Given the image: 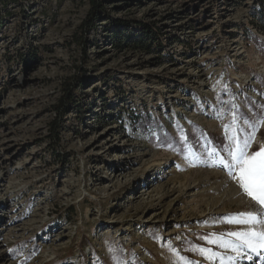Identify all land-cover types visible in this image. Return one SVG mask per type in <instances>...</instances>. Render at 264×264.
Here are the masks:
<instances>
[{
  "label": "rangeland",
  "instance_id": "1",
  "mask_svg": "<svg viewBox=\"0 0 264 264\" xmlns=\"http://www.w3.org/2000/svg\"><path fill=\"white\" fill-rule=\"evenodd\" d=\"M91 1L0 5V264H264V249L210 242H236L249 226L229 218L260 211L219 163L246 122L259 123L249 153L264 148L260 0H99L127 33L156 24L151 51L116 47L103 10L83 26ZM76 76L86 112L67 110L56 137ZM143 109L158 141L133 128Z\"/></svg>",
  "mask_w": 264,
  "mask_h": 264
},
{
  "label": "trees",
  "instance_id": "2",
  "mask_svg": "<svg viewBox=\"0 0 264 264\" xmlns=\"http://www.w3.org/2000/svg\"><path fill=\"white\" fill-rule=\"evenodd\" d=\"M9 2H14L17 4H21L23 0H0V5H6ZM92 12L91 16L86 20L83 26H86L87 29H91L96 27L97 24L96 19L100 12L106 13L102 3L99 0H92ZM261 8L255 11L257 18L260 21L264 20V0H260ZM106 18L109 19L107 32L111 37L112 42L118 48H131L138 50H160L163 44L162 37L158 32V28L154 23H145L143 21H137V24H133L134 27L131 29L133 33H127L128 23L127 21L117 20L111 17L109 13H106ZM112 28V29H111ZM158 36V37H157ZM84 84L82 77L76 76L70 79V81L66 82L65 87V109L63 110L61 122L59 120H55L53 122L54 126L51 127V132H54L56 137H59V132L61 130L66 129L67 125L63 124V114L69 110V113L76 114L77 118H83L85 115L84 103L81 99H79L78 90L82 88ZM131 121L133 128L137 131H141L147 138H150L154 141H158L160 135L162 134L161 127L159 125L158 119L149 112L147 109H143L142 112H137L135 115L131 116ZM203 136V145H208V148L211 151H218L222 147L221 140L217 138H213L214 142L210 141L212 139V135L202 134ZM175 139L173 137H167L164 140L163 146L173 145L175 143ZM63 154V153H61ZM64 158V156H62ZM86 243L81 245V251H84V248L87 246ZM86 258V257H85ZM109 258L104 257L102 260L98 262V264H108Z\"/></svg>",
  "mask_w": 264,
  "mask_h": 264
},
{
  "label": "snow or ice",
  "instance_id": "3",
  "mask_svg": "<svg viewBox=\"0 0 264 264\" xmlns=\"http://www.w3.org/2000/svg\"><path fill=\"white\" fill-rule=\"evenodd\" d=\"M246 123L248 125L247 128L233 130V134L229 137L235 145L234 149L228 151L231 162L220 159L219 163L221 167L229 170V175L238 180L242 191L260 205V211L257 213H239L236 217L229 218L228 222L230 223L249 226L245 231L227 233V236L234 237L238 243L226 240L223 236L210 241L221 248H230L237 254H239L240 246H246L254 253H259V250L264 249V230L256 227L257 225L264 226V148L254 153H249L256 132L259 129V123ZM199 251L209 260L220 256L219 253L212 251V249L201 248ZM221 259L223 258L221 257ZM229 259L232 258L230 257Z\"/></svg>",
  "mask_w": 264,
  "mask_h": 264
}]
</instances>
